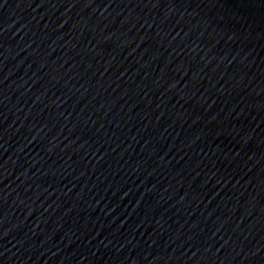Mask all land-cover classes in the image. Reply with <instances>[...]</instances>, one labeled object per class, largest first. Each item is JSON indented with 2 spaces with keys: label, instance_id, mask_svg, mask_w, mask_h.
I'll list each match as a JSON object with an SVG mask.
<instances>
[{
  "label": "water",
  "instance_id": "obj_1",
  "mask_svg": "<svg viewBox=\"0 0 264 264\" xmlns=\"http://www.w3.org/2000/svg\"><path fill=\"white\" fill-rule=\"evenodd\" d=\"M0 264H264V0H0Z\"/></svg>",
  "mask_w": 264,
  "mask_h": 264
}]
</instances>
